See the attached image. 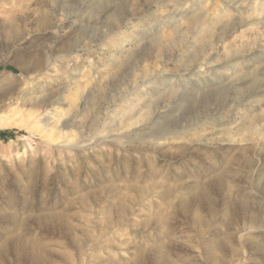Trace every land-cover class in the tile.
I'll use <instances>...</instances> for the list:
<instances>
[{"label": "rangeland", "instance_id": "374dc122", "mask_svg": "<svg viewBox=\"0 0 264 264\" xmlns=\"http://www.w3.org/2000/svg\"><path fill=\"white\" fill-rule=\"evenodd\" d=\"M0 121V264H264V0H0Z\"/></svg>", "mask_w": 264, "mask_h": 264}, {"label": "bare ground", "instance_id": "6f19581e", "mask_svg": "<svg viewBox=\"0 0 264 264\" xmlns=\"http://www.w3.org/2000/svg\"><path fill=\"white\" fill-rule=\"evenodd\" d=\"M23 70V69H22ZM21 70V71H22ZM26 100H33V101H36L37 100V98H30V97H27L26 98ZM52 106V105H51ZM53 108L52 109H56V108H54V106H52ZM5 122H2V121H0V124H4ZM244 252V251H243ZM239 260V258H236V259H233V260H231V263H229V264H233V263H237V261Z\"/></svg>", "mask_w": 264, "mask_h": 264}]
</instances>
